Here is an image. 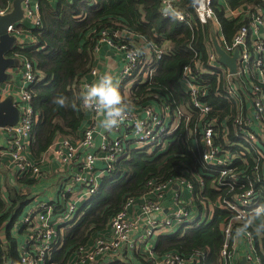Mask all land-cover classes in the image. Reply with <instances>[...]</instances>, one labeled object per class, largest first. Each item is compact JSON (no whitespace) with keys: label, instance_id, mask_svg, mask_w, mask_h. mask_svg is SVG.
Segmentation results:
<instances>
[{"label":"built area","instance_id":"built-area-1","mask_svg":"<svg viewBox=\"0 0 264 264\" xmlns=\"http://www.w3.org/2000/svg\"><path fill=\"white\" fill-rule=\"evenodd\" d=\"M183 1L160 0V12L163 17H174L191 28L188 9L179 6ZM190 1L197 20L201 24L210 23L212 32H215L214 25L218 21L212 6L213 0ZM260 2L263 4L246 2L234 9L224 7L226 17L241 20V25L229 41L223 37L218 41L227 54L232 55L235 50L238 51L235 73H230L228 67L218 62L212 34L210 42L206 43L207 65L203 67L194 58L192 63L183 67L184 90L196 113L193 127L188 126L191 115L181 106L174 111L166 102L161 101L160 111H155L151 105L128 108L125 118L117 127L111 129L113 132L124 129L125 132L114 138L103 134L99 151L92 150L95 148V118L78 138L67 136L54 140L46 151L65 167L66 172L70 167L75 168L68 172L70 174L65 179L61 178L56 186L57 199L60 201L55 205L45 200L32 202L14 220L11 229L24 230V238L17 246L23 264H42L50 249L58 244L60 228L55 221H50L54 207L58 206L59 214L56 217L59 222L71 225L80 208H77V203L85 202L95 192L101 176L110 172L115 162L127 156L131 149L147 153L164 150L170 141L169 136L181 126V122L185 124L182 138L190 140L191 148L197 153L196 164L211 177L210 187L216 191L215 201H209V197L201 191L204 178L197 175L196 180H199L200 187L198 191L183 176L162 183L148 181L147 190L142 195L151 193L153 196L140 202L141 216L129 212L135 199L129 197L123 208L110 218L107 226L110 228V235L100 236L89 246H80L73 261H68L67 264H112L117 257L127 255L134 256L139 264H205L203 253L192 252L185 255L175 250H167L160 256H154L150 250L149 256L145 258L138 254V247L140 244L149 245V238L154 234L158 235L159 230L184 231L194 223H207L214 208H224L231 212V216L223 223L224 241L219 254L220 264H238V254L245 257L249 264H263L257 254L252 231L248 229L239 235L236 232L238 225L253 209L262 205L258 195L261 191L258 190L264 188V0ZM22 8L23 18L29 19L33 26L40 24L36 0H23ZM11 9L12 0H8L5 7H0V15ZM17 25H9L7 33L16 36L18 44L21 43L18 38L21 30L16 28ZM100 42H105L110 48L123 53L120 82L127 76H132L134 68L140 63L138 70L142 72L141 81L150 78L156 63L165 52L164 45L144 44L146 56L142 61L139 47L114 43L106 36L105 30L101 31L98 43ZM98 43L94 53L99 51ZM19 68L24 86L15 91L13 96L10 95L19 110V119L16 124L0 127L5 140L0 146V166L10 170L16 178L36 179L42 175L39 163L24 155L30 147L31 130L36 119L30 104V86L35 83L36 78L30 61L23 59ZM203 72L224 75L225 95L233 103V107L220 122L218 116L212 113V106L204 99L208 81L200 78ZM89 73L94 78L98 76L94 67ZM136 80L135 77L129 79L125 83L126 90ZM86 84L90 83L83 81L82 90ZM9 94L3 93L0 86V100ZM82 104L95 115L101 114L85 105L83 100ZM227 119L232 120L235 136V141L229 143L230 129L225 123ZM136 120L143 122L141 129L135 127ZM177 137L181 141L180 136ZM98 159L103 162L100 169L95 168ZM3 179L0 172V181ZM173 185L180 186L173 191L177 207L164 213L161 202L165 192L172 189ZM184 188L191 193L189 198L182 197ZM260 195L264 198V190Z\"/></svg>","mask_w":264,"mask_h":264},{"label":"trees","instance_id":"trees-1","mask_svg":"<svg viewBox=\"0 0 264 264\" xmlns=\"http://www.w3.org/2000/svg\"><path fill=\"white\" fill-rule=\"evenodd\" d=\"M7 1L0 0V7H5ZM223 1L230 9L246 2L263 4L261 0ZM37 2L40 24L28 28L32 41L28 44L16 43L8 54L19 61L18 67L23 59L34 66L36 81L30 86V104L36 119L31 130L30 151L35 158L45 152L56 138L78 135L86 110L80 95L82 84L94 67V48L102 30L114 43L139 47L142 61L146 56L144 44L164 45L165 52L156 63L151 77L141 81L142 72L138 70L141 63L138 64L133 75L124 78L121 85L132 77L137 80L126 96L121 93L129 107H141L152 102L158 104L161 101L174 111L181 106L191 115L188 126L193 127L196 113L183 88L182 71L194 58L203 67L207 65L206 43L210 42L212 26L197 20L190 0H184L179 6L188 9L191 28L174 17H163L160 0ZM212 6L222 36L229 41L241 25V20L226 17L221 0H213ZM16 28L24 29L22 25ZM217 75L203 72L200 78L208 81L204 99L212 106V113L218 116L220 122L233 103L225 95L224 75ZM59 95L67 98L63 107L54 103V98ZM225 123L230 129L228 143L235 141L232 120L227 119ZM184 131L185 124L181 122V126L169 136L170 141L164 150L147 153L131 149L127 156L115 162L113 169L101 176L95 192L79 208L71 225L59 229L58 244L50 249L42 264H67L72 261L77 249L88 242L92 233L106 229L110 218L123 208L129 197L146 192L148 181L162 183L183 176L198 191L197 175L204 178L201 191L209 197V201H215L216 191L210 187L211 177L196 164L197 153L191 148L192 142L182 138ZM8 189V202L5 204L0 199V236H4L3 239L0 237V264H22L17 249L19 240L12 234L11 228L14 220L22 214L20 211L27 196L17 192L13 186H8ZM262 190L264 188L258 190L261 191L258 195L264 204V198L260 195ZM230 216L229 210L214 208L207 223H194L184 231L161 235L155 248L160 252L175 250L185 255L199 252L205 256V264H220L223 223ZM255 227L253 224L249 229L254 234L256 251L264 264V230L256 231ZM23 231L20 229L19 233Z\"/></svg>","mask_w":264,"mask_h":264},{"label":"crops","instance_id":"crops-1","mask_svg":"<svg viewBox=\"0 0 264 264\" xmlns=\"http://www.w3.org/2000/svg\"><path fill=\"white\" fill-rule=\"evenodd\" d=\"M23 1V0H21ZM53 1V0H52ZM13 2V0H12ZM37 2V0H36ZM221 2L224 4V7H226L225 3L223 0ZM18 25H22L24 29H21V34L18 35L19 42L23 44H28L29 42L32 41V37H30L29 34V29L32 27V22L29 19L23 18ZM214 31L212 32V36L218 41L221 40L222 33L221 29L219 26V23H215L214 25ZM212 37V38H213ZM98 52L94 53V68L97 69L98 76L103 73H111L114 77V79L118 82L120 91H122L125 95L129 93V89L126 90L125 84H122L120 82V71L122 70L123 64H124V55L122 52H118L115 49L110 48L108 44L105 42H100L98 43ZM19 61L16 60L15 64L7 69L8 72V80L3 82L0 86L3 91V93L9 95H14L15 91H18L24 86V81L22 80V73L20 71V68L18 67ZM97 77H93L90 73L86 76L84 82L85 83H92L97 80ZM148 105H151V107L155 111H160V106L159 103L152 102ZM129 109H134V107H128ZM86 109V108H85ZM141 116H144L141 113ZM95 120V134H94V143H95V148H92L93 151L97 150L99 151V144L102 141V135L106 134L109 138H114L118 136L120 133H124V129H121L120 132L116 131H111V130H105L101 124L100 121L104 118L102 114L95 115L92 111L89 109H86L84 112V119L82 120V125L78 130V135L73 137V139L78 138L81 136L82 132L84 131L85 128L89 126V124ZM5 143L4 136L0 132V146H2ZM25 155L27 158L36 161L39 163L42 175L36 179H28V178H16L14 174L11 173L10 170L6 169L3 166H0V172L3 174V180L0 181V199H2L5 204L8 202L9 197H10V191L8 189V186H13L17 192H21L22 194L27 196V201L23 205L22 209L20 212L23 213V211L29 206L30 203L32 202H38L39 200H45V201H51L54 205L60 201L57 199V190L56 186L60 179L62 178L65 179L67 177L69 171L73 170L75 167H70L69 171H65V167L58 163L54 157L48 153L47 151L43 152L38 158H35L31 151L30 147L28 150L25 151ZM103 167V162L101 159L96 160L95 162V168L100 169ZM99 180V177H98ZM76 188H79V186H76ZM179 185H173V188L166 191L164 198L161 202V204L164 207L163 212L167 213L168 211H171L172 209L176 208V200L174 199V190L179 189ZM191 193L184 188L182 191V197L183 198H189ZM153 194L151 193H146L144 195H139L135 197L134 199V204L130 206L129 212L131 214L141 216V210L139 207V204L142 200L146 198H151ZM81 206L83 205L84 202H79L77 203V206L80 204ZM80 206V207H81ZM58 206L54 207L51 219L54 220L59 228L62 230L64 226H70V225H65L66 223L59 222V218L56 217L58 216ZM56 224V225H57ZM12 234L16 235L18 238V242L23 240L24 235L23 233H19L18 230H11ZM18 231V232H17ZM178 231L176 229L172 231H164V230H159L158 235H170L177 233ZM110 235V229L107 227L106 229L101 230L100 232H94L92 233L90 239L88 242L85 244L87 246L94 244L96 239H98L100 236H106L108 237ZM158 235L154 234L149 238V242L151 245H155L157 242V238L159 237ZM2 239L4 238L3 235L0 236ZM240 251V250H239ZM241 254H238L237 259L241 258ZM118 262L117 264H139V262L132 257L131 255H127L125 257H117L114 262ZM114 264V263H112Z\"/></svg>","mask_w":264,"mask_h":264},{"label":"clouds","instance_id":"clouds-1","mask_svg":"<svg viewBox=\"0 0 264 264\" xmlns=\"http://www.w3.org/2000/svg\"><path fill=\"white\" fill-rule=\"evenodd\" d=\"M80 95L85 105L103 115L100 124L105 130L117 127L127 114L129 103L111 73L100 74L96 81L84 86ZM66 100L64 95H59L54 98V103L63 107ZM142 123L141 120H136L135 127L141 129ZM253 224L256 231L264 230V204L255 207L251 215L243 220L236 229L237 234L246 232Z\"/></svg>","mask_w":264,"mask_h":264},{"label":"water","instance_id":"water-1","mask_svg":"<svg viewBox=\"0 0 264 264\" xmlns=\"http://www.w3.org/2000/svg\"><path fill=\"white\" fill-rule=\"evenodd\" d=\"M23 19V8L21 0H13L12 9L4 15H0V85L8 80L7 69L15 64V58L9 56V52L15 45L17 38L7 33V27L11 24H18ZM218 62L228 67L230 73L236 71V59L238 51L232 55L227 54L212 38ZM19 110L13 102V97L8 95L0 100V127L13 125L18 122ZM60 140L62 138H59ZM238 264H249L245 257H242Z\"/></svg>","mask_w":264,"mask_h":264},{"label":"rangeland","instance_id":"rangeland-1","mask_svg":"<svg viewBox=\"0 0 264 264\" xmlns=\"http://www.w3.org/2000/svg\"><path fill=\"white\" fill-rule=\"evenodd\" d=\"M212 43H213V41H212ZM214 46V45H213ZM217 59H218V56H217ZM182 84H183V88H185V85H184V83L182 82ZM131 88V87H130ZM130 90V89H129ZM24 155H25V153H24ZM26 156V155H25ZM81 206V203L77 206V208H79ZM50 221H53L54 222V220H50ZM55 223V222H54ZM110 229V228H109ZM160 235V234H159ZM153 251V254H154V256H160L163 252H160V250H156V248H155V246H153V245H151V243L149 244V245H143V244H140V246L138 247V254L140 255V256H142V257H145V258H147L148 256H149V251ZM242 258V257H241ZM240 258V259H241ZM240 259H239V261H240ZM73 261V260H72ZM22 263V262H21ZM114 264H117L118 262L116 261V262H113ZM23 264V263H22ZM125 264V263H124Z\"/></svg>","mask_w":264,"mask_h":264}]
</instances>
